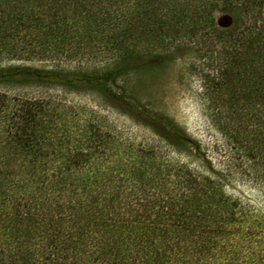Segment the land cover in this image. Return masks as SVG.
<instances>
[{"label":"trees","instance_id":"16d2710c","mask_svg":"<svg viewBox=\"0 0 264 264\" xmlns=\"http://www.w3.org/2000/svg\"><path fill=\"white\" fill-rule=\"evenodd\" d=\"M179 50L215 124L264 171V0H0L1 84L91 89L166 145L200 150L121 83ZM97 60L102 69L69 64ZM71 123L44 98L0 91L11 151L0 154V264H264V218L219 180L161 159L89 171L110 134L88 124L77 140Z\"/></svg>","mask_w":264,"mask_h":264},{"label":"rangeland","instance_id":"374dc122","mask_svg":"<svg viewBox=\"0 0 264 264\" xmlns=\"http://www.w3.org/2000/svg\"><path fill=\"white\" fill-rule=\"evenodd\" d=\"M189 60V54L179 50L165 62L151 63L146 68L131 71L121 78V83L132 96L171 116L200 142V150L166 145L145 119L91 89L0 83V91L15 95L30 94L49 101L74 122L77 140H85L88 136V124L109 133L111 140L104 156L92 161L89 171H131L137 163L143 166L150 163L158 165L160 159L164 165H186L219 180L227 194L264 218V171L257 169L253 160L233 147L230 139L215 124L204 96L203 82ZM35 63L47 64L40 61ZM103 63L97 60L69 64L102 69ZM72 139L76 144L75 136ZM4 148L0 143V154L3 151L4 154L11 152ZM151 149H156L161 158L148 154ZM225 255L220 256L219 263H229L231 259Z\"/></svg>","mask_w":264,"mask_h":264}]
</instances>
